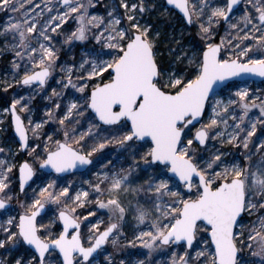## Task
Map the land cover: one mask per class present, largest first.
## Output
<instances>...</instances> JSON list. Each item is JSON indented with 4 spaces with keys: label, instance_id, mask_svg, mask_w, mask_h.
Instances as JSON below:
<instances>
[{
    "label": "snow or ice",
    "instance_id": "6c2138e0",
    "mask_svg": "<svg viewBox=\"0 0 264 264\" xmlns=\"http://www.w3.org/2000/svg\"><path fill=\"white\" fill-rule=\"evenodd\" d=\"M58 3L66 11L44 20L45 10L51 13L55 7L47 0L43 8L34 0H0V11L19 13V18L9 19L0 35L10 34L14 56L21 60L27 56L32 65V69L25 66L20 82L43 89L54 68L59 67L63 73L57 81L60 91L53 88L52 96L63 98L70 88L80 93L68 100L59 116L51 110L46 112L49 120L60 126L56 131L62 133V138L55 139L49 134L42 139L40 130L48 121L32 126L29 119L26 127L16 109L21 105V110L26 111L28 105L21 104L23 98L14 99L10 112L20 147L29 148L31 132L41 143L33 145L28 154L41 170L61 174L93 164L94 153L109 144L116 145L117 151L131 162L105 172L98 183L91 185L98 194L92 202L122 221L127 209L120 194H145L144 203H137L134 218L138 224L151 221L150 230L140 231L136 237L149 250L148 259L160 246L180 245L183 254L173 252L172 264H264V140L255 145L254 152L249 149L257 125H264V96L250 95L249 88L236 79L245 75L264 78V56H249L254 48L264 52V0H221L218 6L209 0H199L191 6L190 0H167L168 5L183 13L189 25L193 16L199 20L207 14V20L199 23L198 35L203 46L193 49L191 55H175L167 66L157 59L150 26L141 25L137 18L138 13L146 11L145 0L131 5L128 0H120L127 27H119L121 20L113 17L111 11L107 22L103 17L89 16L88 8L94 6L92 0ZM241 4L243 15L233 22L234 9ZM206 9L210 11L206 13ZM72 13L78 14L74 17L78 26L65 36L63 43L71 46L75 41L84 42L92 33L100 48L86 53L88 58H82L78 65H57L59 50L49 32L56 33ZM221 21L231 31L226 29V36L217 43L214 28ZM226 47L227 58H223L221 51ZM13 66L19 68L20 64L13 61ZM225 90L229 92L226 103L218 98ZM54 107L60 110L61 103H54ZM253 109L259 111L256 119L249 117ZM229 120L234 123L229 125ZM246 120L248 126L242 127ZM221 124L232 131H215ZM86 137L91 141L90 148ZM218 138L221 144L242 148L243 160L224 159L226 154L219 149L207 157L197 156L209 140ZM4 151L0 148V153ZM254 156L259 158L254 160ZM13 167L0 159V210L8 216L0 222V249L10 253L26 246L29 252L28 257L17 258L15 264H97L94 254L110 237L111 243L117 245L112 236L118 229L117 223L100 231L97 221L89 225L86 237L82 234L81 217L75 213L77 208L84 207L89 192L78 191L74 198L70 197L68 187L55 190V180L40 187L38 193L32 189L34 195L27 205L19 203L22 212L17 221V216L10 214L8 203L13 199L8 191V174ZM142 172L148 175L141 183L138 177ZM35 174L28 161L19 166L20 192L25 191V185ZM46 204L55 205L54 213L58 212L48 223L37 219ZM245 215H254L256 219L246 223ZM57 221L62 228L54 230ZM129 245L136 246L132 241ZM245 249L249 250L248 257L243 255ZM105 259L107 264H115L111 256ZM0 264L5 262L0 260ZM120 264L125 262L121 260ZM137 264H146V260Z\"/></svg>",
    "mask_w": 264,
    "mask_h": 264
},
{
    "label": "rangeland",
    "instance_id": "374dc122",
    "mask_svg": "<svg viewBox=\"0 0 264 264\" xmlns=\"http://www.w3.org/2000/svg\"><path fill=\"white\" fill-rule=\"evenodd\" d=\"M15 2V0H14ZM36 3H40L43 8L46 0H34ZM52 5H55L53 11L48 13L46 10L44 12V20L48 19L49 16H55L57 14H63L66 9L58 3V0H47ZM77 0H73V3ZM84 3H87V0H83ZM139 0H128L129 5L132 3H138ZM213 5H219L221 0H209ZM94 6L88 8L89 16L96 15L103 17L105 22L111 19L108 16V13L111 11L113 17H119L121 24L119 27H127L128 21L125 18V10L120 7V0H92ZM191 3H199V0H190ZM26 7H31L28 5ZM146 11L144 13H138V20L141 25L150 26V35L156 41V52L157 59L163 65L167 66L172 62L175 55H182L184 52H187L191 55L193 49H199L203 46V42L200 40L198 35L199 32V23L201 21L207 20V14L202 16L199 20L196 16H193V36H190L187 43L184 42V38L191 34V31H188V25L185 24L184 20L178 16V14L172 9L166 6L164 0H145ZM244 5L242 4L236 11H234V20L238 19L243 15ZM37 12L40 9H36ZM210 10L206 9V13ZM77 13L70 14L66 23L62 24L60 28L57 29L56 33L49 32L53 36L52 43L55 45L56 49L59 50V59L56 61L57 65L69 66L72 64L78 65L81 59H87L86 53L91 52L93 49L99 50L100 45L96 44L95 40L92 38V33H89V39L80 42L75 41L71 46L63 43L65 36L70 34L71 31L75 30L78 26L77 21L74 19L77 16ZM10 18H19V13L5 12L0 11V33H3L4 27L7 25ZM43 23V20H41ZM59 23V21H54ZM227 26L221 21L219 27H215L214 31L216 33L215 42L219 43L221 37L226 36ZM37 31H39V26ZM100 31L98 29H92V32ZM231 29H227V32H230ZM156 33H159L156 36ZM231 38L230 36L228 37ZM235 42V41H233ZM35 44V41L33 42ZM48 43V42H44ZM244 44L253 43L252 41H244ZM11 35H0V148H4L5 151L0 153V159L7 160L10 164L14 165L13 171L8 174L10 181V193L13 195V199L8 203L11 204L10 214L17 216L18 213L22 212V209L19 207V203H27L30 201L31 197L34 195L32 189H36L37 193L40 187L47 186L48 182L55 180L56 181V191L58 192L62 187L69 188V196L75 197L78 191H88L89 197L84 207L77 208L76 215L81 217V232L85 237L89 234V225L91 223H99V230L103 231L111 223H117L118 229L114 231L112 236L117 239V245L114 246L111 243L112 237L109 238V242L106 243L95 255L97 264H107L106 256H111L115 264H120V261L123 260L125 264H137L139 260H146V264H172V253L175 252L177 255H182L183 250L180 245H168L160 246L151 253L150 259L147 258L148 249L142 246V241L136 239L140 231L150 230L151 221H146L144 224H138L135 217V209L137 203L143 204L145 201V194L141 193L139 197L132 195L131 193L120 194V200L123 206L127 209L125 218L122 221H118L115 217L110 216L106 209H99L95 203L92 202L93 197L98 194L93 190L91 185L98 183V178L102 177L105 172L111 170H118L122 165L127 166L131 161L125 159L121 153L117 151V146L114 144L107 145L102 151L96 152L91 157L93 160L92 166L88 168L83 173H76L68 176H59L56 174H48L44 171L38 169L39 164L33 160V157L28 153L31 150V147L41 141H37L32 137V133L29 132L30 144L29 148L26 151H22L19 142L14 133V128L12 125V118L10 107L14 99H21V104H27L28 110L22 111L21 105H17V111L19 115L23 118L25 126L29 127V119L32 121V126L35 123H41L42 121H48L42 126L41 136L44 138L45 134L53 135L54 139L59 136L62 138V133H58L56 130L60 127L58 123L52 122L49 120V117L46 115L48 110L53 112L54 116H59L64 110V106L68 103V100L74 96H79L80 93L75 92L74 89H68L63 98L52 96V89L55 88L57 91H60V84L57 81L60 80L63 73L60 71L59 67L54 68L50 77L48 78L47 84L43 89H37L36 85L25 86L20 82L25 72V66L29 69H32V65L29 62L27 56L23 60L14 56L13 51L11 50ZM38 48V45H37ZM170 49L175 50L174 52ZM107 51V49H105ZM228 48L222 49L221 56L227 58ZM264 56V52H258L255 48L252 53H249V56ZM40 51L38 49L36 53V59L39 60ZM246 59V58H245ZM13 61H16L20 64L19 68L13 66ZM180 67L182 65H176ZM38 70V69H37ZM75 80V76L73 77ZM241 86H247L249 88L250 95H259L264 96V81H238ZM8 84H11V87H7ZM5 87L7 90L5 91ZM51 97V99H49ZM229 97V92L227 90L218 97L223 99L225 103ZM233 99H238L232 97ZM61 103V109L56 110L54 103ZM8 109L9 111H5ZM237 113L240 112V109L236 108ZM208 113H206L205 120ZM259 116L258 109H253L249 113V117L256 119ZM229 125H232L234 122L232 120L228 121ZM247 120L242 127H247ZM86 128L87 125H84ZM199 127V125L197 126ZM77 128H80L77 125ZM215 131H232V128L229 127L225 130L224 125H220ZM101 135H105L101 133ZM241 135H244L243 133ZM227 139V136L223 137ZM221 138L216 140H209L206 146L200 148L197 151V156L207 157L211 152L219 149L220 152L225 153L224 159L227 160H243L242 148L233 147L230 144L224 143L221 144ZM261 140H264V125H257V132L254 137L251 138L249 149L255 151V145ZM85 141L88 144V147H91V141L86 137ZM41 151V149H37ZM259 157L254 156L253 159L257 160ZM23 161H28L36 170L34 179L31 186L26 189L23 193L19 189V166ZM108 161H112L111 164ZM115 166V167H113ZM148 173H140L138 180L142 183L143 180L147 177ZM101 187L104 188L105 184H101ZM106 199V196L104 197ZM63 199V198H62ZM56 206L51 204L45 205L44 214L38 219L43 220L44 223H48L50 219L53 218L54 214L58 216V212L54 213ZM94 211L96 214L94 216H89L88 213ZM87 219H83V217ZM8 218L7 215L3 214V210H0V222L6 221ZM256 217L245 215V222L254 221ZM62 226L57 221L54 230L61 229ZM92 232H96V229H92ZM144 240L149 239L144 237ZM132 241L135 243V247L129 245V242ZM192 255L195 256V251L192 252ZM243 255L248 257L249 250L245 249ZM29 252L26 251V246L18 247L12 252H5L4 249H0V260H3L5 264H15V260L20 257H28ZM53 260L56 259V255H53Z\"/></svg>",
    "mask_w": 264,
    "mask_h": 264
},
{
    "label": "water",
    "instance_id": "95a60500",
    "mask_svg": "<svg viewBox=\"0 0 264 264\" xmlns=\"http://www.w3.org/2000/svg\"><path fill=\"white\" fill-rule=\"evenodd\" d=\"M165 3H166V6L168 7V8H170V9H172V10H174L175 12H177L182 18H183V20L185 21V23L187 24V25H189L188 23H187V20H186V18L183 16V13L182 12H180V10L179 9H177V8H175L174 6H172V5H168L167 4V0H165ZM242 5V4H241ZM241 5H239L236 9H234V11H236ZM237 79V81H241V82H243V81H256V82H262V81H264V78H261V77H258V76H251V75H245V76H243V77H241V78H236ZM229 83H231V82H229ZM10 109H11V107H10ZM16 113H17V115H19V113H18V111H17V109H16ZM207 113V112H206ZM20 116V115H19ZM205 116H206V114H205ZM21 117V116H20ZM11 118H12V125H13V128H14V133H15V136H16V138H17V141L19 142V144H20V140H19V137H18V135L16 134V132H15V126H14V118L12 117V115H11ZM205 118V117H204ZM21 119L23 120V118L21 117ZM23 122H24V120H23ZM24 124H25V122H24ZM198 126V125H197ZM28 143L30 144V136H29V141H28ZM207 144V143H206ZM206 146V145H205ZM204 147V146H203ZM28 149V148H27ZM27 149H22V151H26ZM92 159V158H91ZM25 161H23L21 164H23ZM90 166H92V164L91 165H87V166H84V167H77L76 169H72V170H69L68 172H66V173H61V174H56V173H54V172H51L50 170H41L39 167H38V169L40 170V171H44V172H46V173H48V174H56V175H59V176H68V175H72V174H76V173H83V172H85L86 170H88V168L90 167ZM33 179H34V176H33V178H32V180H30L29 182H28V184L27 185H25V190L26 189H28L30 186H31V184H32V181H33ZM21 193H23V192H21ZM9 205H10V207H11V204L9 203ZM44 212H45V210H44ZM44 212H42L41 213V216L44 214ZM39 218V217H38ZM37 218V219H38ZM62 226V225H61ZM104 246V245H103ZM102 246V247H103ZM175 246H178V245H175ZM99 251V250H98ZM96 254H94V256H95ZM62 259V258H61Z\"/></svg>",
    "mask_w": 264,
    "mask_h": 264
},
{
    "label": "trees",
    "instance_id": "16d2710c",
    "mask_svg": "<svg viewBox=\"0 0 264 264\" xmlns=\"http://www.w3.org/2000/svg\"><path fill=\"white\" fill-rule=\"evenodd\" d=\"M186 27H187L188 31H191V34H190L189 36H186V37L184 38V42H185V43H187V42L189 41L190 36H193L192 33H193V31H194L192 25H191V26L188 25V26H186Z\"/></svg>",
    "mask_w": 264,
    "mask_h": 264
},
{
    "label": "bare ground",
    "instance_id": "6f19581e",
    "mask_svg": "<svg viewBox=\"0 0 264 264\" xmlns=\"http://www.w3.org/2000/svg\"><path fill=\"white\" fill-rule=\"evenodd\" d=\"M28 6V5H25V7Z\"/></svg>",
    "mask_w": 264,
    "mask_h": 264
}]
</instances>
